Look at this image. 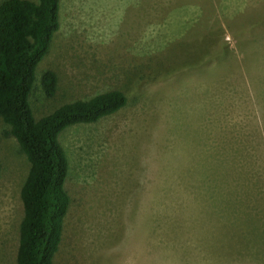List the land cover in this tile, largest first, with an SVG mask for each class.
<instances>
[{
  "label": "rangeland",
  "instance_id": "374dc122",
  "mask_svg": "<svg viewBox=\"0 0 264 264\" xmlns=\"http://www.w3.org/2000/svg\"><path fill=\"white\" fill-rule=\"evenodd\" d=\"M40 68L59 87L32 96L36 116L127 97L60 135L72 204L56 264H264V0H61ZM2 129L0 264H14L28 165Z\"/></svg>",
  "mask_w": 264,
  "mask_h": 264
},
{
  "label": "trees",
  "instance_id": "16d2710c",
  "mask_svg": "<svg viewBox=\"0 0 264 264\" xmlns=\"http://www.w3.org/2000/svg\"><path fill=\"white\" fill-rule=\"evenodd\" d=\"M60 8L61 0L0 2L1 133L14 141L28 165L19 189L14 264H56L72 204L66 189L69 163L60 135L68 127L116 115L127 104L123 91L108 89L36 116L37 99L49 102L58 93L57 73L37 68L60 27ZM34 94H38L35 101Z\"/></svg>",
  "mask_w": 264,
  "mask_h": 264
}]
</instances>
